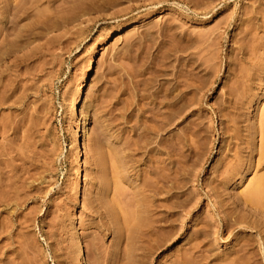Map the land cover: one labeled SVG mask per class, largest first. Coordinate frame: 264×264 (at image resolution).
<instances>
[{"label": "rangeland", "instance_id": "rangeland-1", "mask_svg": "<svg viewBox=\"0 0 264 264\" xmlns=\"http://www.w3.org/2000/svg\"><path fill=\"white\" fill-rule=\"evenodd\" d=\"M8 1L0 264H264V200L255 216L241 200L264 178V0ZM177 78L205 84L180 85L185 114L136 150L150 108L174 96L176 114L182 89L165 93ZM161 135L175 203L165 245V194L151 244L133 226L151 160L165 165Z\"/></svg>", "mask_w": 264, "mask_h": 264}, {"label": "bare ground", "instance_id": "bare-ground-1", "mask_svg": "<svg viewBox=\"0 0 264 264\" xmlns=\"http://www.w3.org/2000/svg\"><path fill=\"white\" fill-rule=\"evenodd\" d=\"M5 1V0H4ZM20 1V0H19ZM34 1V0H33ZM37 1V0H36ZM35 1V2H36ZM39 1V0H38ZM110 1V0H109ZM1 2H2V0H1ZM191 2H192V0H191ZM23 3H25L24 1H23ZM29 3V2H28ZM28 3H27V5H28ZM14 4V3H13ZM19 4V3H18ZM26 4V3H25ZM98 4V3H97ZM21 5H23L22 3H21ZM32 5V4H31ZM34 5V4H33ZM104 5V4H103ZM107 5V4H106ZM109 5V4H108ZM107 5V6H108ZM112 5V4H111ZM12 5H11V2L10 1H6V2H2V3H0V9H2V10H0L1 11V18H0V21H2L5 25H3V26H1L0 27V33H2L1 35L3 36L4 35V38H3V40L4 41H7V39H8V37H9V35L10 34H12L13 32H12V30H13V27H12V23H14V19L12 20L10 17H9V13H8V11L10 12V10H9V7H11ZM18 6H20V5H18ZM24 6V5H23ZM95 6V5H94ZM15 7H16V5H15ZM14 7V8H15ZM22 7V6H21ZM90 7V6H89ZM19 8V7H18ZM84 8H86V7H84ZM88 8V7H87ZM95 8V7H94ZM104 8V7H103ZM25 10H26V8H24ZM90 9V8H89ZM19 10H20V8H19ZM18 10V11H19ZM29 10V9H28ZM28 10H26V11H28ZM21 11V10H20ZM13 12H15L14 11V9H13ZM3 13L4 14H6V15H3ZM18 13V12H17ZM23 13V12H22ZM14 14V13H13ZM30 14V13H29ZM15 15H17V14H15ZM24 16H25V14H23ZM13 15L11 14V17H12ZM17 17V16H16ZM20 17V16H19ZM55 17V16H54ZM41 18V17H40ZM20 19V18H19ZM42 20V19H41ZM38 21V20H37ZM35 24H38V23H35ZM41 24V23H40ZM55 24V23H54ZM18 25V24H17ZM19 27V26H18ZM18 27H15V29L16 28H18ZM19 30V29H18ZM21 30V29H20ZM0 35V36H1ZM14 35V34H13ZM13 35H10V36H13ZM22 36H24V35H22ZM21 37V36H20ZM10 38V37H9ZM12 38V37H11ZM19 38V37H18ZM2 40V41H3ZM10 41L12 40V39H9ZM3 41V43H5ZM9 41V42H10ZM0 42H1V40H0ZM20 42V41H19ZM3 43H2V46H3ZM7 43V42H6ZM15 43V42H14ZM9 44H11V42L9 43ZM12 44H13V41H12ZM11 44V45H12ZM18 44H21V43H17L16 45H18ZM25 44V43H24ZM0 45H1V43H0ZM6 46V47H5ZM10 46V45H9ZM21 46H23V45H21ZM1 47V46H0ZM5 47V48H4ZM12 47V46H11ZM16 47V46H15ZM19 47H20V45H19ZM4 48V49H3ZM10 48V47H9ZM9 48H7V44L6 45H4L2 48H0L1 49V51L3 52V53H6V52H8V49ZM13 48V47H12ZM0 51V52H1ZM2 53V54H3ZM10 53V51L8 52V54ZM8 54H7V56H8ZM1 56V55H0ZM1 58V57H0ZM5 59H3V61H4ZM188 61H189V59H188ZM192 61H194V60H192ZM192 61H190V62H188L187 63V65H189L190 64V66H193V64H195L197 67H198V65H200V63L199 64H196V62L194 63V62H192ZM4 63V62H3ZM198 63V62H197ZM174 67H175V65H173ZM202 66V65H201ZM184 67V66H183ZM188 67V66H187ZM200 67V66H199ZM178 68V67H177ZM185 68H186V65H185ZM184 69V68H183ZM180 73V72H179ZM183 75H184V73H183ZM175 76V75H174ZM174 76H173V79H174ZM177 77H179V76H177ZM183 77V76H182ZM179 78H181V77H179ZM189 79V78H188ZM194 79H196V78H194ZM175 80V79H174ZM182 80H184V79H182ZM185 81V80H184ZM195 81V80H194ZM193 81V82H194ZM201 81V80H200ZM200 81H199V84H198V86H196L197 84L196 83H194V84H196L194 87H191V86H193V84L191 83L190 85L188 84L187 85V83L186 84H183V82H181L178 78L176 79V82L175 83H173V84H175V85H173V86H171V88H169V90H168V93H165L167 96H169V95H171V94H173V90L174 89H176L178 86H179V89L181 88L180 87V85H183V86H185L187 89L188 88H192L191 89V91L192 90H195V91H198L199 89H201V86H202V88H203V84H205V82H202V84L200 83ZM188 82V81H187ZM191 82V81H190ZM198 83V82H197ZM201 85V86H200ZM163 86V85H162ZM169 86V85H168ZM168 86H167V88H168ZM239 86V85H238ZM237 86V87H238ZM185 87H182L181 89V96H179V98L177 99V100H181L182 101V103H181V101H178V102H180L179 103V105H178V102H176V105L178 106V108H175V109H177V111H176V114L173 112V113H171V106H173L174 104H175V102H173L174 100V96L173 97H171V98H169V99H171V100H173L172 102L169 100H167V103H164L165 105V109L162 111L161 110V108L159 109L157 106L154 108V107H152V104L151 103H153V102H158L157 101V93H155V92H152L151 93V95H149V96H151V99H150V103L149 104H151V107L152 108H150V115H148L147 116V119L148 120H150L151 121V123H150V125L148 124V125H146L147 127L148 126H150L149 128H147V127H145V128H147V129H144V135H141V132H140V135H138V139L136 140V142H135V146H136V150H139V149H142V148H147L148 147V145H150V143H153L154 142V138H156V137H158L159 136V132L160 131H166L167 129H168V126H170V124L174 121V118L176 119L177 118V116L180 118L183 114H185V112H186V109H187V107H188V105H187V102H185L184 100V98H185V90H187V89H185ZM162 89H163V87H162ZM178 89V88H177ZM160 90V89H159ZM199 91H201V90H199ZM198 91V92H199ZM175 92V91H174ZM179 92V91H178ZM232 92H233V90H232ZM235 92H236V90H235ZM155 93V94H154ZM180 93V92H179ZM165 94H163L164 95V97H165ZM242 94V93H241ZM4 95V94H3ZM5 95H7V94H5ZM157 95V96H156ZM167 96H166V98H167ZM5 97V96H4ZM3 96H1V98H4ZM178 97V96H177ZM148 98H150V97H148ZM173 98V99H172ZM176 98V97H175ZM6 99V98H5ZM184 99V100H183ZM159 100H161L160 99V97H159ZM166 100V99H165ZM164 100V101H165ZM176 100V99H175ZM163 101V102H164ZM184 101V102H183ZM3 102V101H2ZM5 102V101H4ZM80 102V101H79ZM169 102V103H168ZM148 104V105H149ZM160 104H161V102H160ZM176 107V106H175ZM163 108V107H162ZM146 111H147V109H146ZM143 112V111H142ZM264 119V118H263ZM263 119H262V121H263ZM149 122V121H148ZM145 124V123H144ZM137 126V125H136ZM138 128H139V126H137ZM143 134V133H142ZM166 135V134H165ZM165 135H161L160 136V138H161V140H164V143H165V153H166V158L165 159H163L161 162H166V161H168V159L170 158V153H169V150H168V137L167 136H165ZM137 138V137H136ZM263 140V139H262ZM264 141V140H263ZM262 141V146H261V156H262V159H264V142ZM170 142V141H169ZM134 146V145H133ZM127 147H129V146H127ZM149 148V147H148ZM77 149H78V151L79 152H81L80 150H81V148H80V146H77ZM131 149V148H130ZM134 150V149H133ZM149 150H153V147H150L149 148ZM146 151V150H145ZM78 154H80V153H78ZM154 158V157H153ZM161 160V159H160ZM152 161V163H151V165H150V170H149V175H145L146 177L144 178V182H143V184H142V186H141V191H144L145 192V195H146V192H147V195L145 196V197H147V199H148V201L146 200V203H148V206H147V208L145 209V217L143 216V214L142 215H140V214H137L138 215V220L136 219L135 220V218L136 217H132V221L133 220H135L134 222H136V224L134 223V225L133 226H135L136 227V229H134V233H135V230L137 231V234L139 235V236H141V237H139V238H137V239H140V240H144V238H146L147 240V242H149L150 240H152V238H153V235H155L156 233H157V222H158V220H157V218L158 217H156V213L158 212V210H157V208L159 207V203H158V205L155 203L156 202V199L158 198V196L160 195V193H162V195L163 194H165V197H164V203H162V204H164L163 205V207L165 208V210H164V217H163V226L166 228V229H169L170 227V220L172 219L170 216H172L171 214H172V211H171V209L172 210H174L173 209V207L171 206L173 203H171V205H169L170 204V200H169V198H170V191H171V185H170V181H171V176H170V172H171V168L170 167H168V165H166V163H168V162H170V161H168V162H166L165 163V165H163V166H159V159L158 158H155V159H152L151 160ZM239 162H241L240 161V159H238L237 158V160H235L234 161V164H232L231 165V169H232V171L233 172H238L239 170H238V168H236L235 166H239L240 164H238ZM161 164V163H160ZM236 164H238V165H236ZM230 169V170H231ZM240 169V168H239ZM247 169H249V168H247ZM229 172V171H228ZM228 172H226L227 174H228ZM233 172H232V174H233ZM230 174H231V171H230ZM230 175V177L231 176H233V175ZM263 178V177H262ZM1 179V178H0ZM231 179V178H230ZM0 181H2V180H0ZM1 183V182H0ZM6 184H8V183H6ZM2 186V185H1ZM4 186V185H3ZM2 186V187H3ZM253 187L248 191V192H245V195H244V197L245 198H240L241 200H242V202L243 203H245V205L249 202L250 204H252V206H255V208L254 207H252V206H250L251 207V209H250V213H249V215L250 214H252V215H254L255 216V214L258 212L259 213V209H260V207H259V205L261 204L262 205V201L264 200V178L263 179H259L258 180V182L256 181L255 183H253V185H252ZM1 187V188H2ZM0 188V189H1ZM4 189L6 188V187H3ZM5 190H7V189H5ZM4 190V191H5ZM79 189H77V193H79ZM8 192V191H7ZM10 192V191H9ZM2 193V192H1ZM6 193V192H5ZM12 193V192H11ZM10 193V194H11ZM141 193V192H140ZM4 194V193H3ZM7 195V194H6ZM142 195V194H141ZM161 196V195H160ZM11 197H13V196H11ZM10 197V198H11ZM172 197V196H171ZM1 198V200L2 199H4V196H3V198L2 197H0ZM8 198H9V196H8ZM238 198V197H237ZM5 199H6V197H5ZM14 199V198H13ZM171 199V198H170ZM239 199V198H238ZM237 199V200H238ZM240 199L238 200V201H240ZM0 200V201H1ZM6 200H8V201H10L9 199H6ZM4 201V200H3ZM13 201V200H12ZM237 201V202H238ZM6 203H7V201H5ZM166 202V203H165ZM172 202V201H171ZM174 202V201H173ZM241 202V201H240ZM144 204V203H143ZM175 204V203H174ZM173 204V205H174ZM242 205V204H241ZM245 205H243V206H245ZM264 205V204H263ZM262 205V206H263ZM145 206V205H144ZM172 208H171V207ZM242 207V206H241ZM248 207V206H247ZM259 207V208H258ZM143 208V207H142ZM160 208V207H159ZM262 208H264V207H261V209ZM5 210V209H4ZM144 210V209H143ZM249 211V210H248ZM261 211V210H260ZM7 212V211H6ZM262 214H263V212H261ZM260 213V214H261ZM260 214H258L259 216H260ZM139 215H140V217H142L143 216V218H145L143 221H141L140 220V217H139ZM257 215V216H258ZM158 216V215H157ZM262 216V215H261ZM264 216V215H263ZM252 217V216H251ZM263 218V217H262ZM159 219V218H158ZM246 219V218H245ZM261 219V218H260ZM1 221V220H0ZM131 221V222H132ZM228 221H229V219H228ZM233 221V220H232ZM261 221H263V219L261 220ZM138 222V223H137ZM234 222V221H233ZM259 222V223H258ZM258 222H255L258 226L259 225H261V222L260 221H258ZM229 223V222H228ZM263 223V222H262ZM5 224H7V223H5ZM11 225V224H10ZM230 225V224H229ZM130 226V225H129ZM129 226H128V228H129ZM162 226V227H163ZM232 226V225H231ZM256 226V225H255ZM262 226V228L261 229H263L264 227H263V224L261 225ZM1 227V226H0ZM3 227V226H2ZM134 227V228H135ZM163 227V228H164ZM169 227V228H168ZM127 228V229H128ZM256 228H257V226H256ZM2 229V228H1ZM259 229V228H258ZM171 229H169V230H165L164 232H163V241H162V239H160L162 242H163V244H162V242L161 241H159L158 240V243L157 244H159V242H161L160 244H162V245H165L166 244V242L167 241H169L168 239L171 237V233L169 234V231H170ZM260 230V229H259ZM2 231V230H1ZM0 231V232H1ZM3 232H5V230H3ZM7 232V231H6ZM127 232H129V231H127ZM171 232V231H170ZM260 232V231H259ZM130 233V232H129ZM132 234V233H131ZM164 234H165V237H164ZM129 235V234H128ZM137 235V236H138ZM157 235V234H156ZM134 236L135 237H137L135 234H134ZM128 237V236H127ZM130 237H133V235L132 236H130ZM152 237V238H151ZM158 237V236H157ZM157 237H154V238H157ZM162 237V236H161ZM160 237V238H161ZM149 238H151L150 240H149ZM135 239V238H134ZM158 239V238H157ZM132 240H133V238H132ZM139 240V241H140ZM149 240V241H148ZM134 241V240H133ZM136 241V240H135ZM134 241V242H135ZM138 241V240H137ZM157 240H155V241H153V242H156ZM143 242V241H142ZM150 242H152V241H150ZM149 242V243H150ZM136 243V242H135ZM145 243V242H144ZM133 244V243H132ZM142 244V243H141ZM147 244V243H146ZM151 244V243H150ZM159 244V246L161 247V245ZM137 245V244H136ZM148 245V244H147ZM155 245V244H154ZM143 246V245H142ZM134 247H135V244L133 245V248L132 249H134ZM156 247H157V245H156ZM156 247H155V249H156ZM152 249V248H151ZM153 250H154V248H153ZM247 250V249H246ZM245 250V251H246ZM137 251H139L138 249H137ZM144 252V251H143ZM137 253V252H136ZM136 253H135V255H136ZM245 253V252H244ZM139 255V254H138ZM142 255H144V254H142ZM245 255V254H244ZM239 258V257H238ZM244 258V257H243ZM234 259V258H233ZM241 260V259H240ZM250 260V259H249ZM238 261V260H237ZM242 261V260H241ZM246 261V260H245ZM232 262H234L233 260H232ZM248 263V262H247ZM234 264V263H233ZM239 264H241V262L239 263ZM242 264H244V262H242ZM255 264V263H254Z\"/></svg>", "mask_w": 264, "mask_h": 264}]
</instances>
